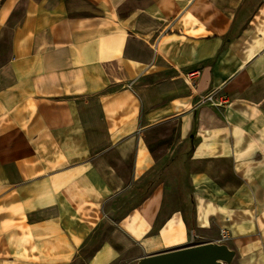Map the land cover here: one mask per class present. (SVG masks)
<instances>
[{"label": "crops", "instance_id": "obj_1", "mask_svg": "<svg viewBox=\"0 0 264 264\" xmlns=\"http://www.w3.org/2000/svg\"><path fill=\"white\" fill-rule=\"evenodd\" d=\"M207 242L264 264V0H0V264Z\"/></svg>", "mask_w": 264, "mask_h": 264}, {"label": "water", "instance_id": "obj_2", "mask_svg": "<svg viewBox=\"0 0 264 264\" xmlns=\"http://www.w3.org/2000/svg\"><path fill=\"white\" fill-rule=\"evenodd\" d=\"M232 256L225 245L207 242L144 255L138 264H223Z\"/></svg>", "mask_w": 264, "mask_h": 264}, {"label": "rangeland", "instance_id": "obj_3", "mask_svg": "<svg viewBox=\"0 0 264 264\" xmlns=\"http://www.w3.org/2000/svg\"><path fill=\"white\" fill-rule=\"evenodd\" d=\"M168 128H170V127L169 126H161V127L156 128L153 131L155 133V135H156V139L159 140V133L163 134V133L168 132V130H167ZM153 132L151 134H153ZM224 263H227V262H224Z\"/></svg>", "mask_w": 264, "mask_h": 264}, {"label": "built area", "instance_id": "obj_4", "mask_svg": "<svg viewBox=\"0 0 264 264\" xmlns=\"http://www.w3.org/2000/svg\"><path fill=\"white\" fill-rule=\"evenodd\" d=\"M196 76V72L188 73V78L193 79Z\"/></svg>", "mask_w": 264, "mask_h": 264}]
</instances>
